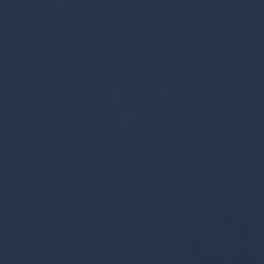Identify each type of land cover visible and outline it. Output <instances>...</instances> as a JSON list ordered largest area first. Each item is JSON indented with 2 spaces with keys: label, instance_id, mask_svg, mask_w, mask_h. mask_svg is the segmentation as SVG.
<instances>
[{
  "label": "water",
  "instance_id": "1",
  "mask_svg": "<svg viewBox=\"0 0 264 264\" xmlns=\"http://www.w3.org/2000/svg\"><path fill=\"white\" fill-rule=\"evenodd\" d=\"M0 264H264V0H0Z\"/></svg>",
  "mask_w": 264,
  "mask_h": 264
}]
</instances>
